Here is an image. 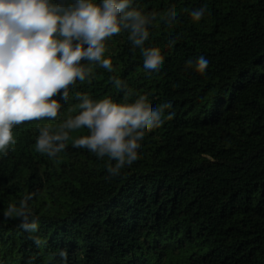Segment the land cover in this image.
Returning <instances> with one entry per match:
<instances>
[{
    "label": "trees",
    "instance_id": "trees-1",
    "mask_svg": "<svg viewBox=\"0 0 264 264\" xmlns=\"http://www.w3.org/2000/svg\"><path fill=\"white\" fill-rule=\"evenodd\" d=\"M132 7L152 19L145 47L159 49L158 71L143 68L122 30L105 40L111 70L93 65L70 85L56 118L14 126L15 143L0 153V264H264V0ZM201 55L203 73L186 63ZM76 92L121 104L144 96L152 108L170 101L174 115L110 176L107 156L73 147L86 127L55 156L36 150L42 126L78 113ZM29 194L37 227L26 231L3 213Z\"/></svg>",
    "mask_w": 264,
    "mask_h": 264
},
{
    "label": "clouds",
    "instance_id": "clouds-1",
    "mask_svg": "<svg viewBox=\"0 0 264 264\" xmlns=\"http://www.w3.org/2000/svg\"><path fill=\"white\" fill-rule=\"evenodd\" d=\"M132 4L133 0H0V153L15 143L14 126L56 118L61 101L68 99L69 86L88 78L93 65L112 69L111 59L105 56V40L113 34L127 31L128 39L142 53L143 68L158 71L162 61L159 49L145 47L152 19ZM204 12L200 7L190 16L199 21ZM186 63L203 73L209 60L201 55ZM114 83L123 86L120 79ZM57 94L59 100L53 98ZM75 98L78 113L55 128L42 126L36 150L55 156L64 150L71 131L86 127L88 134L75 138L73 147L107 156L110 176L132 166L143 135L174 115L167 111L170 101L152 108L144 96L123 104L110 97L93 100L81 92H76ZM30 198L31 194L25 196L18 207L9 205L3 213L19 217L26 231L37 227L27 205Z\"/></svg>",
    "mask_w": 264,
    "mask_h": 264
}]
</instances>
